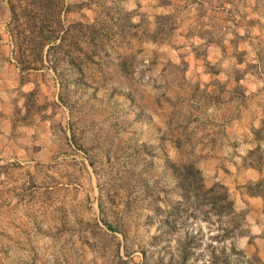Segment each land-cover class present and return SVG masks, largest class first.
<instances>
[{
	"label": "rangeland",
	"instance_id": "374dc122",
	"mask_svg": "<svg viewBox=\"0 0 264 264\" xmlns=\"http://www.w3.org/2000/svg\"><path fill=\"white\" fill-rule=\"evenodd\" d=\"M59 1L98 40L21 70L0 0V264H264V0Z\"/></svg>",
	"mask_w": 264,
	"mask_h": 264
},
{
	"label": "trees",
	"instance_id": "16d2710c",
	"mask_svg": "<svg viewBox=\"0 0 264 264\" xmlns=\"http://www.w3.org/2000/svg\"><path fill=\"white\" fill-rule=\"evenodd\" d=\"M60 3L61 1L59 0H14V2L10 0L11 19L18 23L20 16L16 13L17 8H19L21 16L24 18V22L21 23V25H24V28H20L18 26L20 24L16 25L15 27L19 35L16 34L17 37L14 38L16 41L18 39L15 42L17 46L25 45L24 49L20 46L21 48L18 49L19 53L17 54L18 62L23 64L21 70L32 69L34 65H36L35 67L39 65L44 66V55L50 52V50L62 51L64 46L68 45L66 44V32L72 30V27L76 28L78 24L83 25L85 30L82 32V35L87 38L85 42L86 50H92L94 47H91V45H94L99 38L96 26L92 23L75 22L77 24L72 27H64L61 15L62 12L65 13L70 10V5L60 6ZM70 46L72 45L70 44ZM25 49L32 53L33 61H35L32 64L27 63L26 66H24V61L26 60ZM30 65H33V67ZM52 67L57 71L56 66ZM59 99L63 100V97L59 95ZM184 168L188 175L182 173L180 171L181 168H175L174 172L181 179L179 185L182 187V197L186 202H190L191 204H194L193 202L196 201L211 203L213 212L219 217L234 212L233 201L224 184L215 182L206 187L202 182L201 173L197 167L189 163L184 165ZM109 227L111 226L109 225ZM186 258L187 254H183V259Z\"/></svg>",
	"mask_w": 264,
	"mask_h": 264
},
{
	"label": "crops",
	"instance_id": "0c3cea01",
	"mask_svg": "<svg viewBox=\"0 0 264 264\" xmlns=\"http://www.w3.org/2000/svg\"><path fill=\"white\" fill-rule=\"evenodd\" d=\"M235 34V36L234 37H236V38H239V36L237 37V33H234ZM212 56H216L214 53L212 54V53H210Z\"/></svg>",
	"mask_w": 264,
	"mask_h": 264
}]
</instances>
